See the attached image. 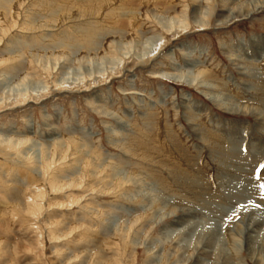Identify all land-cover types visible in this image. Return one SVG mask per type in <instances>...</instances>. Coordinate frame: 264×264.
<instances>
[{
  "label": "rangeland",
  "instance_id": "1",
  "mask_svg": "<svg viewBox=\"0 0 264 264\" xmlns=\"http://www.w3.org/2000/svg\"><path fill=\"white\" fill-rule=\"evenodd\" d=\"M255 1L0 0V264H264Z\"/></svg>",
  "mask_w": 264,
  "mask_h": 264
},
{
  "label": "bare ground",
  "instance_id": "2",
  "mask_svg": "<svg viewBox=\"0 0 264 264\" xmlns=\"http://www.w3.org/2000/svg\"><path fill=\"white\" fill-rule=\"evenodd\" d=\"M261 8H264V0H259V1H255V2H252L250 3V8L248 7L247 9L244 10H241V11H236L234 12L233 10V13L228 17V18H224V20H229V19H232L234 18L236 15L237 16H240V17H247V16H250L252 14H254L255 11L261 9ZM206 13H204L205 15ZM203 15V17H205ZM198 18V17H197ZM153 43V42H152ZM151 44V43H150ZM210 100L214 103H216V98H213V97H210ZM218 105V104H217ZM251 236V235H250ZM219 241V240H218ZM250 241V240H249ZM219 244H221V242H219Z\"/></svg>",
  "mask_w": 264,
  "mask_h": 264
},
{
  "label": "snow or ice",
  "instance_id": "3",
  "mask_svg": "<svg viewBox=\"0 0 264 264\" xmlns=\"http://www.w3.org/2000/svg\"><path fill=\"white\" fill-rule=\"evenodd\" d=\"M256 179H259V176H257ZM262 187H264V185H262Z\"/></svg>",
  "mask_w": 264,
  "mask_h": 264
}]
</instances>
